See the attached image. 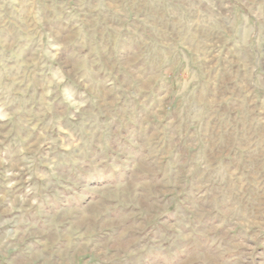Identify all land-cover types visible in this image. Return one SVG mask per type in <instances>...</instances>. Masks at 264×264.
<instances>
[{
    "label": "rangeland",
    "instance_id": "rangeland-1",
    "mask_svg": "<svg viewBox=\"0 0 264 264\" xmlns=\"http://www.w3.org/2000/svg\"><path fill=\"white\" fill-rule=\"evenodd\" d=\"M0 264H264V0H0Z\"/></svg>",
    "mask_w": 264,
    "mask_h": 264
}]
</instances>
